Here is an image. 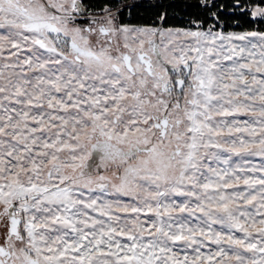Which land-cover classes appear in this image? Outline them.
Segmentation results:
<instances>
[{
  "label": "snow or ice",
  "instance_id": "obj_1",
  "mask_svg": "<svg viewBox=\"0 0 264 264\" xmlns=\"http://www.w3.org/2000/svg\"><path fill=\"white\" fill-rule=\"evenodd\" d=\"M0 264H264V0H0Z\"/></svg>",
  "mask_w": 264,
  "mask_h": 264
}]
</instances>
